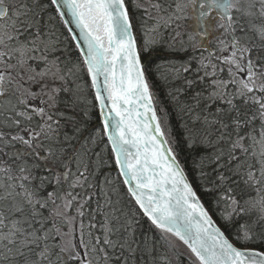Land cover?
I'll return each mask as SVG.
<instances>
[{
	"label": "snow or ice",
	"instance_id": "1",
	"mask_svg": "<svg viewBox=\"0 0 264 264\" xmlns=\"http://www.w3.org/2000/svg\"><path fill=\"white\" fill-rule=\"evenodd\" d=\"M0 264H264V0H0Z\"/></svg>",
	"mask_w": 264,
	"mask_h": 264
},
{
	"label": "trees",
	"instance_id": "2",
	"mask_svg": "<svg viewBox=\"0 0 264 264\" xmlns=\"http://www.w3.org/2000/svg\"><path fill=\"white\" fill-rule=\"evenodd\" d=\"M165 59L164 57H159L154 59L152 65L149 68V81L152 84L154 95L156 96V104L158 109V115L165 120L166 128L171 127L172 135L177 138L180 137L182 133L181 128V119L177 111L176 105L173 103L171 97L168 95V92L172 89L180 86V81L175 83H166L162 78L164 75H168L169 81H171V75L169 74L168 68L161 67L159 71L156 68V65L161 64V61ZM95 115V114H94ZM181 159L185 161L189 168L192 164V156L185 149L181 154ZM207 206V204H206Z\"/></svg>",
	"mask_w": 264,
	"mask_h": 264
}]
</instances>
